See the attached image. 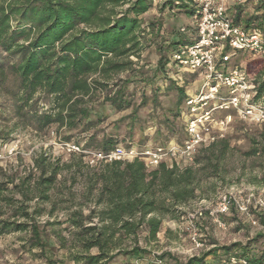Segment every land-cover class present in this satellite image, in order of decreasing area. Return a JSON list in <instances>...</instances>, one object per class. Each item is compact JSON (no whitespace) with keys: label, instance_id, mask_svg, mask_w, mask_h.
Returning <instances> with one entry per match:
<instances>
[{"label":"trees","instance_id":"trees-1","mask_svg":"<svg viewBox=\"0 0 264 264\" xmlns=\"http://www.w3.org/2000/svg\"><path fill=\"white\" fill-rule=\"evenodd\" d=\"M153 2L0 0V89L14 101V117L37 132L51 127L88 132L108 113L128 109L125 86L130 80L117 77L131 71L130 58L139 59L145 50L140 17L152 9ZM170 5H178L188 16L195 11L193 0H166L159 9ZM240 5L230 10L234 14L230 18L238 25ZM254 19L248 18L242 26L264 34L259 25H253ZM148 26L154 30L153 24ZM185 43L171 41L177 47ZM170 55L159 59V69L169 66ZM243 65L253 78L255 99L264 102V60H247ZM180 92L182 103L184 93ZM39 100L47 101V110H38ZM71 138L64 137L62 144L107 152L117 143L111 137L96 142L95 133L88 138L91 143L83 145ZM246 138L250 147L240 155L258 162L259 171L249 183L264 188V128ZM6 140L0 131V141ZM233 150L228 139H220L202 148L193 164L184 168L166 163L146 168L138 159L91 167L80 154L69 153L70 163H61L41 152L33 157L26 174L0 181V234L29 233L32 247L41 248L45 242L38 219L61 213L64 231L80 253L74 257L76 263L139 259L157 241L164 220L177 219L179 208L215 194L230 173L227 160ZM232 248L221 251L229 255ZM91 250L96 253L90 254ZM215 252L173 264H210L206 259ZM158 257L162 261L169 255ZM243 258L247 264H264V256Z\"/></svg>","mask_w":264,"mask_h":264},{"label":"rangeland","instance_id":"rangeland-1","mask_svg":"<svg viewBox=\"0 0 264 264\" xmlns=\"http://www.w3.org/2000/svg\"><path fill=\"white\" fill-rule=\"evenodd\" d=\"M165 1L155 0L156 5L150 12L140 17L144 23L153 24L154 30H149L144 36L147 42L139 59L130 58L134 63L131 71L117 77V80H130L125 86L126 100L130 102V107L121 112L108 113V117L92 130L68 132L51 127L37 132L31 126L25 127L14 117V101L0 89V131L7 138L5 142L0 141V170L5 174L2 177L0 172V181L26 174L32 166L33 157L41 152L50 160L70 163V154L61 146L66 136H71L72 142L83 145L91 143L88 138L95 133L96 142L103 137H111L117 142L116 145L136 148L165 146L169 142L180 143L183 140L184 124L179 116V94L181 90L194 92L201 86V80L198 74L176 73L167 66L159 69L158 61L162 57L168 58L171 50L177 47L171 45L172 40L186 42L190 32L194 33V25L192 16L186 15L178 5L159 9V5ZM238 4H241L240 24L244 25L248 18H255L253 25H259L264 32V0H240ZM228 15L234 16L232 12ZM182 28L184 32L180 31ZM247 60H251L249 56L239 55L232 64L243 65ZM176 75L181 79H177ZM46 103L39 100L38 110H47ZM91 118L95 120L93 116ZM261 128L264 125L252 126L234 121L222 138L228 139L230 148L235 149L228 154L227 169L230 173L225 182L218 185L215 194L210 195L209 199L195 200L179 208L177 219L164 220L157 241L146 247L148 254L139 259L116 257L109 264H173L174 260L185 262L209 250H216L214 255L206 259L210 264H232V257L250 259L264 256V212L253 213L247 218L233 210L222 217L225 230L218 229L207 217L198 220L196 223L200 240L204 245L201 250L193 249L189 236V219L198 207L211 208L221 194L231 189L256 193L264 190L263 187L249 183L252 176H259L256 169L258 162L244 160L240 155L250 147L247 135H253L255 130ZM83 161L87 164V158H83ZM38 220L45 245L41 248L32 247L29 233L0 234V264H82L74 261V257L80 253L64 231L66 225L63 223V215H44ZM45 222H57L59 225L49 226ZM142 237L143 234L140 235ZM226 247L232 248L229 255L221 251ZM95 253L96 250L90 251V254ZM161 255L169 257L160 261L158 256Z\"/></svg>","mask_w":264,"mask_h":264},{"label":"built area","instance_id":"built-area-1","mask_svg":"<svg viewBox=\"0 0 264 264\" xmlns=\"http://www.w3.org/2000/svg\"><path fill=\"white\" fill-rule=\"evenodd\" d=\"M193 2L195 37L190 44L176 47L169 61L176 73L198 74L201 80V86L184 97L179 110L184 124L183 140L153 148L116 145L107 152L61 144L68 153L83 155L91 167L138 159L146 168H155L160 163L184 168L193 164L202 148L222 139L234 121L264 125V102L255 99L253 78L245 72L244 65L232 64L239 55H247L251 60L264 59V34L258 29L235 24L228 16L224 0ZM142 29L145 34L149 33L147 23ZM231 210L247 218L253 213L264 212V190L256 193L231 189L221 194L211 208L198 207L189 219V236L194 250L204 246L196 222L207 217L218 229L225 230L221 218ZM230 262L247 264L244 258L232 257Z\"/></svg>","mask_w":264,"mask_h":264},{"label":"crops","instance_id":"crops-1","mask_svg":"<svg viewBox=\"0 0 264 264\" xmlns=\"http://www.w3.org/2000/svg\"><path fill=\"white\" fill-rule=\"evenodd\" d=\"M218 1V0H217ZM224 3H225V5H226V9H227V13H229V12H231L230 10L234 7V6H236L238 3H237V1L236 0H224ZM156 5V4H155ZM154 5V6H155ZM150 12V11H149ZM191 34H189V38H188V40L186 41V43L185 44H190L192 41H193V39H194V37H195V32L193 33V32H190ZM168 68L170 69V70H173V68H171V66L169 65L168 66ZM176 72V71H175ZM176 77H177V79H181V77H178L177 75H176ZM183 93H184V97L187 95V94H190L188 91H183ZM192 93V92H191ZM182 104H183V102L181 103V107H182ZM180 107V108H181ZM180 110V109H179Z\"/></svg>","mask_w":264,"mask_h":264}]
</instances>
